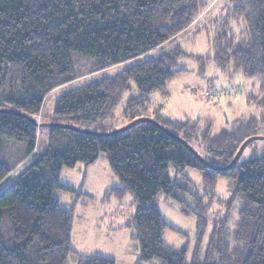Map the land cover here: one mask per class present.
Listing matches in <instances>:
<instances>
[{"label":"trees","instance_id":"trees-1","mask_svg":"<svg viewBox=\"0 0 264 264\" xmlns=\"http://www.w3.org/2000/svg\"><path fill=\"white\" fill-rule=\"evenodd\" d=\"M229 1L212 22L211 57L231 88L234 79L257 78L258 91L248 100L261 113L216 129L207 117L181 121L160 108L151 116L156 122L140 120L141 109L154 107L152 95L169 96V84L188 71L180 60L190 55L181 45L162 48L175 43L211 0H0V183L36 151L40 129L47 132L43 152L0 191V264H67L70 255L77 264H117L112 256L85 255L72 246L77 203L64 206L57 195H81L83 186L64 184L62 171L90 166L102 152L120 180L106 195H132L137 204L131 222L132 238L141 244L136 264H264V150L223 169L247 139L264 137V0ZM234 20L243 24L241 36ZM156 49L157 56L133 61ZM77 57L88 60L89 72ZM94 72L101 75L59 96L52 118L38 121L54 89ZM127 92L128 128L118 130L112 121ZM6 142L22 145L15 162L4 156ZM192 168L204 192L191 189ZM220 178L235 181L228 200L215 192ZM160 194L196 218L198 243L190 260L186 245L165 239L172 225L158 206ZM217 201L227 211L211 219Z\"/></svg>","mask_w":264,"mask_h":264},{"label":"rangeland","instance_id":"rangeland-1","mask_svg":"<svg viewBox=\"0 0 264 264\" xmlns=\"http://www.w3.org/2000/svg\"><path fill=\"white\" fill-rule=\"evenodd\" d=\"M228 3H230L229 0H211L207 10L195 20L192 26L177 37L175 43L167 44L162 48L163 51H168L174 44L181 45L190 55L180 60V64L185 66L188 71L180 74L169 84V96L154 93L152 95L154 107L141 109L140 114L142 116L140 118H151L155 108H160L164 113L181 121L207 117L214 121L216 129H220L230 127L236 118H245L251 113H261V109L255 108V105L248 100L249 94L258 91L257 78L242 76V79H234L231 85L233 88H231L230 83H228V75L220 69L211 57L212 22L220 15H224ZM233 24L238 36H241L243 24H239L236 20L233 21ZM159 53L160 49H156L133 61L155 57ZM195 55H200L202 58H195ZM77 62L80 63L83 70L90 71L87 59L77 57ZM128 63L111 66L105 71V74H115ZM100 75L101 72L89 73L76 81L54 89L45 98L43 113L35 117L38 121L51 119L55 101L59 96L70 88L91 81ZM237 82H240V85ZM236 84L238 85L236 86ZM240 86L243 89V94ZM227 87L230 88V95L223 97L222 94L218 99L208 98L207 94L213 88L222 91ZM130 94L132 93L127 92L125 94L124 100L116 110V118L112 121L114 128L125 129L128 126V118L125 117L123 111ZM39 134V145L36 151L17 164L13 172L0 183V191L43 152L47 141V132L45 129H40ZM21 147V144L6 142L4 156H8L10 161L15 162L22 152ZM262 150H264V139H257L248 145L241 159L252 158L260 154ZM187 173L193 181L191 189L204 192L206 187L199 171L192 168ZM61 177L64 183L76 189L83 186L81 195L57 193L62 198V205L67 206V202L78 204L72 231V246L79 253L85 255L112 256L117 260V264H136L140 255L141 244L140 239L132 238L136 229L131 222L137 204L133 201L132 195H127L124 198L106 195L110 188L120 184L119 177L111 169L108 154L102 152L99 159L87 169L84 163H79L73 168H64ZM234 189V180L220 178L215 192L223 200H228L234 194ZM158 206L166 221L172 225L171 228L166 229L165 239L175 247L186 245L189 249L188 259L190 260L198 243L195 216L181 213L177 203L173 199H167L164 194L159 195ZM234 208L233 216L235 218L236 206ZM226 211V204L217 201L211 207L208 216L212 219L216 216H222ZM210 232L211 226L203 239L204 245L209 241ZM67 264H77V257L70 255ZM142 264L155 263L143 262Z\"/></svg>","mask_w":264,"mask_h":264},{"label":"water","instance_id":"water-1","mask_svg":"<svg viewBox=\"0 0 264 264\" xmlns=\"http://www.w3.org/2000/svg\"><path fill=\"white\" fill-rule=\"evenodd\" d=\"M140 120H147V121H150V122H156L154 119H152V118H141ZM48 125H53V123H48ZM63 127H71V126H68V125H62ZM128 128V126L125 128V129H118V130H126ZM118 130H115V131H111V132H108V133H103L104 135L105 134H114V133H116ZM172 134V133H171ZM174 137H176V138H178L177 136H175L174 134H172ZM261 138H264L263 136H253V137H251V138H249V139H247L243 144H242V146L240 147V149H239V151H238V153L236 154V156H235V158L233 159V161L229 164V165H227V166H225V167H223V169H230L235 163H237V161L241 158V156H242V154H243V152H244V150H245V148H246V146L248 145V143L249 142H251V141H253V140H257V139H261ZM179 139V138H178ZM190 149H191V151H193V153L200 159V160H202L203 162H204V159L201 157V155L199 154V153H197L195 150H194V148L191 146V145H187Z\"/></svg>","mask_w":264,"mask_h":264},{"label":"built area","instance_id":"built-area-1","mask_svg":"<svg viewBox=\"0 0 264 264\" xmlns=\"http://www.w3.org/2000/svg\"><path fill=\"white\" fill-rule=\"evenodd\" d=\"M222 91H223V92H222ZM222 91H219L218 89H212V90H210V91L208 92V94H209L212 98L218 99V98H220V97L222 96V94H223V96H224L225 94L229 93V92H230V88L227 87V88H225V89H222Z\"/></svg>","mask_w":264,"mask_h":264},{"label":"crops","instance_id":"crops-1","mask_svg":"<svg viewBox=\"0 0 264 264\" xmlns=\"http://www.w3.org/2000/svg\"><path fill=\"white\" fill-rule=\"evenodd\" d=\"M163 112V111H162ZM164 113V112H163ZM166 114V113H165ZM168 115V114H167ZM171 116V115H170ZM171 117H173V116H171ZM174 118V117H173ZM175 119H177V118H175ZM237 119V118H236ZM93 165V164H92ZM91 166V165H90ZM89 166H86L85 165V168L87 169ZM61 181L63 182V179H62V177H61ZM64 183V182H63ZM64 184H66V183H64ZM66 185H68V184H66ZM70 186V185H69ZM72 187V186H71ZM62 194H64V193H62ZM60 199H61V201H62V198H61V196H60ZM72 204V202L70 203V202H67V206H69V205H71ZM77 207H78V204H76V206H75V208H76V210H77ZM78 216V215H77Z\"/></svg>","mask_w":264,"mask_h":264}]
</instances>
